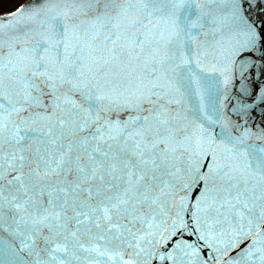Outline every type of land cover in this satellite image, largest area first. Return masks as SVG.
I'll return each instance as SVG.
<instances>
[{
    "label": "snow or ice",
    "instance_id": "obj_1",
    "mask_svg": "<svg viewBox=\"0 0 264 264\" xmlns=\"http://www.w3.org/2000/svg\"><path fill=\"white\" fill-rule=\"evenodd\" d=\"M233 2L245 27L232 54L264 50V33L241 15V0ZM189 3L64 0L61 7L41 0L27 30L5 37L9 25L0 24V53L7 49L9 57L2 67L12 73L0 75V231L19 241L32 264H66L70 243L111 264H136L151 255L133 232L142 206L167 197L177 208L172 227H186L181 214L191 188L201 190L196 223L201 213L213 219L196 230L212 258L250 239L242 251L249 260L259 252L264 264V247H256L264 243V149L236 163L243 154L227 147L237 138L225 128L222 143L232 159H218L215 141L200 140L187 178L176 183L173 145L185 129L174 123L164 88L177 59L168 50L172 38L200 27L187 19ZM24 11L14 14L15 23ZM121 113L129 114L121 120ZM184 246L198 251L195 242Z\"/></svg>",
    "mask_w": 264,
    "mask_h": 264
},
{
    "label": "water",
    "instance_id": "obj_2",
    "mask_svg": "<svg viewBox=\"0 0 264 264\" xmlns=\"http://www.w3.org/2000/svg\"><path fill=\"white\" fill-rule=\"evenodd\" d=\"M241 2V15L264 33V0ZM53 3L64 6V0H53ZM40 4L41 0H23L10 9L0 10V24L9 25L3 30L4 36L27 30L28 17L35 13ZM236 7L233 0H190L187 19L198 21L200 27L190 28V36H185L182 32L180 37L172 38L173 42L168 45V50L175 53L177 59L170 62L173 71L168 73L164 91L168 93L166 99L173 101L169 108L170 114L176 118L174 123L185 129V132L179 134L178 142L173 145L176 152L172 163L177 185L180 179L187 178L186 169L191 164L190 154L197 149L200 140L206 145L214 140L212 148L217 158L223 155L225 160L232 159L222 143L225 128L232 137L237 138L227 147L235 145L236 152L243 154L235 157L236 163L243 164L246 157L253 159L264 149V50L246 52L244 56L232 54L231 49L240 39L245 27L240 16L236 15ZM19 9L25 11L17 17L20 21L17 24L12 18ZM181 15L185 13L181 12ZM163 30L164 26H161L153 29V32ZM181 53L187 63L182 62ZM0 57V75L7 80L12 74L8 67H2L9 58L7 49L0 53ZM32 114L30 109L20 115L28 117ZM128 114L121 113L119 118L123 120ZM112 115L116 118V113ZM37 122L40 123L39 120ZM185 135H190L191 138L185 141ZM220 162L223 163L224 160ZM204 163L207 164L208 161L205 160ZM185 194V211L181 215L186 227H172L177 208L167 197L161 196L151 208L147 204L142 206L140 216L134 222L133 232L143 237L139 243L151 255L142 254L136 258V264H235L237 261L239 264H260L259 252H255L249 260L242 251L251 243L250 239L239 248L229 250L221 260L213 259L216 253L205 246V241L196 239L199 234L196 230L203 229L205 219L208 224H213V219L206 213H201L198 217L201 220L199 225L196 223L197 218L192 215L201 190L191 188ZM169 204L172 206L169 207ZM215 227L220 229L226 225L217 224ZM125 236L133 244L137 242L127 233ZM82 240L87 244V237ZM185 242H195L198 251L186 248ZM18 244L19 241L9 231H0V264H32V257L27 251H20ZM256 247H264V243L257 244ZM132 251V248L127 249V252ZM58 256L63 258L64 254ZM97 261L100 264H111L106 258L97 257L95 253L82 251L69 244L66 264H97Z\"/></svg>",
    "mask_w": 264,
    "mask_h": 264
},
{
    "label": "rangeland",
    "instance_id": "obj_3",
    "mask_svg": "<svg viewBox=\"0 0 264 264\" xmlns=\"http://www.w3.org/2000/svg\"><path fill=\"white\" fill-rule=\"evenodd\" d=\"M0 1H3L5 3H0V10H7V9H10L12 7H14L16 4H18L20 1L22 0H0Z\"/></svg>",
    "mask_w": 264,
    "mask_h": 264
},
{
    "label": "trees",
    "instance_id": "obj_4",
    "mask_svg": "<svg viewBox=\"0 0 264 264\" xmlns=\"http://www.w3.org/2000/svg\"><path fill=\"white\" fill-rule=\"evenodd\" d=\"M9 1H11V0H9ZM22 1H23V0H22ZM22 1H20V2H22ZM20 2H19V3H20ZM0 3H5V2H3V1H0ZM19 3H18V4H19ZM16 5H17V4H16ZM16 5H15V6H16ZM5 10H6V9H5Z\"/></svg>",
    "mask_w": 264,
    "mask_h": 264
}]
</instances>
